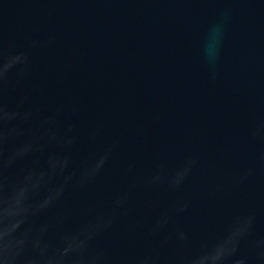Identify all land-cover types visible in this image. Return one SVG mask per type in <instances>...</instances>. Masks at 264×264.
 I'll list each match as a JSON object with an SVG mask.
<instances>
[{"label": "water", "instance_id": "95a60500", "mask_svg": "<svg viewBox=\"0 0 264 264\" xmlns=\"http://www.w3.org/2000/svg\"><path fill=\"white\" fill-rule=\"evenodd\" d=\"M0 264H264V0H0Z\"/></svg>", "mask_w": 264, "mask_h": 264}]
</instances>
